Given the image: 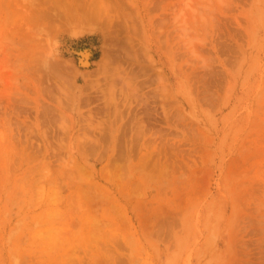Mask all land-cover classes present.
<instances>
[{
    "label": "rangeland",
    "instance_id": "rangeland-1",
    "mask_svg": "<svg viewBox=\"0 0 264 264\" xmlns=\"http://www.w3.org/2000/svg\"><path fill=\"white\" fill-rule=\"evenodd\" d=\"M16 2L0 21V264L67 263L84 242H114L120 264H264V0H124L68 23Z\"/></svg>",
    "mask_w": 264,
    "mask_h": 264
},
{
    "label": "bare ground",
    "instance_id": "bare-ground-1",
    "mask_svg": "<svg viewBox=\"0 0 264 264\" xmlns=\"http://www.w3.org/2000/svg\"><path fill=\"white\" fill-rule=\"evenodd\" d=\"M122 1H124V0H42V2H40V6L42 7V9L46 12L45 13V17H49V18H53V20L54 19H56L58 22H60V23H68L70 20H96V19H102L104 16H106V18H110V9L112 8V10L113 9H115V8H119L120 7V4H119V2H122ZM135 2H136V0H134ZM2 3H4V9L6 10V13H3L2 11H1V14H0V21L1 22H5V23H7L8 22V24H10L12 21H14V19L20 14V12L18 11V9H17V2H16V0H0V7H1V5H2ZM112 4H113V6H112ZM140 6V5H139ZM142 6H144L143 7V9L145 8L146 10H147V8L145 7L146 5L145 4H143L142 3ZM113 7H115V8H113ZM138 7V6H137ZM22 8H24V6H22ZM49 8H52V9H55L56 10V12H55V14L54 15H51V14H48V10H49ZM139 11V10H138ZM142 11H144V10H142ZM138 13H140V12H138ZM109 14V15H108ZM144 14H145V11H144ZM148 19H149V17H148ZM140 20H141V17H140ZM0 22V23H1ZM142 24V23H141ZM7 25V24H6ZM145 26H146V24H144ZM4 26H5V24H4ZM1 27V26H0ZM142 27H144V26H142ZM126 28V27H125ZM126 31H127V28L125 29ZM1 31V30H0ZM128 32V31H127ZM87 55V54H86ZM78 56V55H77ZM85 57V56H84ZM84 57H82V58H80L81 59V62L83 63V64H85V63H87V60H85L84 59ZM110 79V78H109ZM108 81V80H107ZM108 83H109V81H108ZM109 86H110V83H109ZM127 93V92H126ZM103 95H104V98L106 97V106L108 107H105L104 109H103V112H104V114H106V115H109L110 117H108L109 119L108 120H105V122L107 123H109L110 121L109 120H111V115L112 114H115L116 112H117V110H118V108H117V106H116V104H114V107L110 110V102L112 101V100H114V98L116 97L115 96V91L113 90V89H111L110 87L108 88V90L106 89L104 92H103ZM127 95H128V93H127ZM109 102V103H108ZM114 102V101H113ZM111 114V115H110ZM114 116V115H113ZM112 116V117H113ZM115 117V116H114ZM115 120V119H114ZM113 122V121H112ZM113 123H115V122H113ZM59 126H60V128L62 129V130H66V131H68V129L69 128H67L66 126H65V124L63 123V122H60L59 123ZM74 126V125H73ZM73 126H71V127H73ZM108 126H109V124H108ZM107 126V127H108ZM138 127L136 128V130H137V132H138V134L139 135H143V133L145 134V132L144 131H146V129H152L151 128V126H149L148 124H146V122L143 120V119H140V122H139V124L137 125ZM161 126V125H160ZM149 127V128H148ZM108 129H109V127H108ZM107 129V131H110V129L108 130ZM116 130V129H115ZM151 131V130H150ZM153 131V130H152ZM84 134L86 135V132H84ZM84 134H82L83 136H84ZM157 134V133H156ZM143 136H145V135H143ZM91 138L89 137V140H90ZM83 140H85V139H83ZM99 140H95L94 141V143H97ZM101 143V142H100ZM86 145V144H85ZM84 150V149H83ZM45 152H47V153H53L54 151H47V148H45ZM83 153V152H82ZM145 153V152H144ZM45 156H47V154H44ZM44 155H43V159H44ZM84 155V154H83ZM82 155V156H83ZM143 155V154H142ZM129 157V156H128ZM129 159V158H128ZM131 159V158H130ZM44 160H46V159H44ZM144 160V159H143ZM21 161H22V164L21 165H28V163H29V160L26 158H22L21 159ZM130 161V160H129ZM45 162V161H44ZM46 162H47V160H46ZM43 163V162H42ZM41 165V164H40ZM40 167V166H39ZM48 167V166H47ZM20 168H22L21 166L20 167H18L17 169L19 170ZM24 168H26V167H24ZM37 169V168H36ZM27 170V169H26ZM60 170V169H59ZM61 170H62V168H61ZM17 171V170H16ZM33 171V170H32ZM35 171V170H34ZM64 171H65V169H64ZM19 172V171H18ZM24 173H26V171L24 172ZM28 173V172H27ZM31 173V172H30ZM30 173H28L29 175H30ZM55 173V172H54ZM57 173H59V172H57ZM101 173V172H100ZM32 174V173H31ZM25 175V174H24ZM49 176V175H48ZM101 176V175H100ZM28 177V176H27ZM73 176H71V178H72ZM20 178V177H19ZM23 178V177H22ZM25 178V177H24ZM29 178V177H28ZM32 178V177H31ZM47 178V177H46ZM50 178H52V176H50ZM21 179V178H20ZM25 179H27V178H25ZM48 179V178H47ZM56 179V178H55ZM75 178L73 177V180H74ZM23 180V179H22ZM33 180V179H32ZM25 181V180H24ZM27 181V180H26ZM25 181V182H26ZM30 181V180H29ZM56 181H57V179H56ZM28 182V181H27ZM75 182V181H74ZM20 183V182H19ZM22 183H24V182H22ZM73 183V182H72ZM25 184V183H24ZM23 184V186H25ZM48 184H50L49 182H48ZM74 184V183H73ZM78 185H79V183H77ZM32 185V184H31ZM37 185V184H36ZM69 185V184H68ZM76 185V184H75ZM19 186V185H18ZM48 186V185H47ZM160 186V185H159ZM46 187V186H45ZM50 187H52V186H50ZM64 187V186H63ZM31 188V187H30ZM19 189H20V187H19ZM26 189H28V185H26V188H25V190ZM70 189H72V188H70ZM162 189V188H161ZM75 190V189H74ZM19 191V190H18ZM31 191V190H30ZM29 191V192H30ZM70 191V190H69ZM73 191V190H72ZM163 191V190H162ZM24 192V191H23ZM27 192V191H26ZM21 193V192H20ZM31 193H32V191H31ZM74 193V192H73ZM76 193V192H75ZM24 194H26V193H24ZM30 194V193H29ZM20 197V196H19ZM32 197V196H31ZM23 204V203H22ZM178 205V204H177ZM188 205V204H187ZM187 205H186V207H187ZM190 205V204H189ZM188 205V206H189ZM191 206V205H190ZM193 206V205H192ZM181 207V206H180ZM156 209H158V208H156ZM183 209H184V206H183ZM32 210V209H31ZM83 210V209H82ZM153 210V209H152ZM182 210V209H181ZM180 210V211H181ZM85 211H87V210H84L83 212L85 213ZM88 212V211H87ZM87 212L85 213V214H87ZM173 212V211H172ZM62 214V213H61ZM104 214V213H103ZM180 214V213H179ZM106 215V214H105ZM149 215H151V214H149ZM173 216V215H172ZM178 216V215H177ZM176 216V217H177ZM82 218V217H81ZM80 218V219H81ZM150 218V217H149ZM173 219H174V217H173ZM232 221H234V219L232 220ZM84 222V221H83ZM83 222H82V224H83ZM63 223H65V222H63ZM51 224V223H50ZM66 224V223H65ZM81 224V225H82ZM86 224V223H85ZM58 226V225H57ZM63 226V225H62ZM85 226V225H84ZM145 226V225H144ZM64 228V227H63ZM84 230V229H83ZM88 230V229H87ZM154 230V229H153ZM156 232V231H155ZM84 233V232H83ZM165 233V232H164ZM84 237V236H83ZM86 237V236H85ZM39 238V237H38ZM82 239V238H81ZM44 240V239H43ZM36 241V240H35ZM35 241H33V242H35ZM84 241V240H83ZM45 242H47V241H45ZM81 242V241H80ZM49 244L48 245H50V242H48ZM110 243V242H109ZM112 243V242H111ZM34 244V243H33ZM44 244V243H43ZM82 244V243H81ZM94 244V246H96L95 245V243H93ZM47 245V246H48ZM90 245V244H89ZM113 246L115 245L114 244V242H113V244H112ZM112 245H110V244H104V248L102 249V250H100V248L102 247H100L99 248V246L96 248H93V246H92V248L93 249H97V250H99L98 252L99 253H97V252H95L94 250H92L91 249V247L90 248H88L89 246H88V244L85 246V242H84V247H82L83 248V250H84V252H83V254H82V256H76V257H74V259L72 260V261H69V262H67V263H63V259H62V261H61V263L60 264H120L121 263V260H120V257H119V252H118V249H117V251L116 250H113L114 248L116 249V247H113ZM83 246V245H82ZM110 246H112V249H111V247ZM31 247H32V245H31ZM46 247V246H45ZM53 248V247H52ZM24 250V249H23ZM88 251V252H86V251ZM89 250H90V252H89ZM116 251V252H114V253H112L111 251ZM32 251H33V249H32ZM31 251V252H32ZM43 251V250H42ZM54 251V250H53ZM44 252V251H43ZM45 252H48V251H45ZM116 253V254H115ZM22 255H23V253H21ZM28 256V255H27ZM32 258L34 257V256H31ZM30 257V258H31ZM57 257H59V256H57ZM21 258V257H20ZM28 259H29V257H27ZM33 259H35V257L33 258ZM57 260V259H56ZM30 261V260H29ZM36 261H37V263L38 262H43V263H46V262H44V260L43 259H41V258H36ZM58 262V264H59V260H57ZM50 262V261H49ZM52 262V261H51ZM56 262V261H55ZM54 262V263H55ZM28 263V262H27ZM33 264H34V260H33V262H32ZM36 263V262H35ZM53 263V262H52ZM23 264V263H22ZM50 264V263H49ZM56 264V263H55Z\"/></svg>",
    "mask_w": 264,
    "mask_h": 264
}]
</instances>
